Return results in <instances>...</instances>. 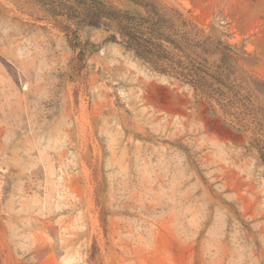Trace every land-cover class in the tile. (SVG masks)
Here are the masks:
<instances>
[{
  "label": "rangeland",
  "instance_id": "rangeland-1",
  "mask_svg": "<svg viewBox=\"0 0 264 264\" xmlns=\"http://www.w3.org/2000/svg\"><path fill=\"white\" fill-rule=\"evenodd\" d=\"M50 1L0 0V264H264V0H156L232 46L218 101Z\"/></svg>",
  "mask_w": 264,
  "mask_h": 264
},
{
  "label": "trees",
  "instance_id": "trees-1",
  "mask_svg": "<svg viewBox=\"0 0 264 264\" xmlns=\"http://www.w3.org/2000/svg\"><path fill=\"white\" fill-rule=\"evenodd\" d=\"M122 1L133 9H118L106 4L105 0H74L73 4H63V8L68 11L67 18L74 19L77 27L113 26L111 38L118 37L126 50L151 67L191 84L196 93L217 101L227 96L226 91L231 98L242 96L239 87L228 77L233 68L230 44L219 38L203 37L202 30L182 12L156 0ZM48 6L52 10L60 9L57 1L51 0ZM208 55H217L215 70L206 65ZM247 89L251 90L248 86ZM259 155L264 163L263 149H259Z\"/></svg>",
  "mask_w": 264,
  "mask_h": 264
}]
</instances>
